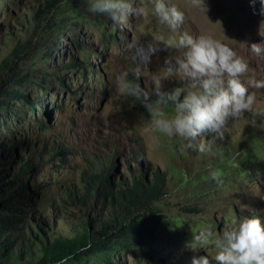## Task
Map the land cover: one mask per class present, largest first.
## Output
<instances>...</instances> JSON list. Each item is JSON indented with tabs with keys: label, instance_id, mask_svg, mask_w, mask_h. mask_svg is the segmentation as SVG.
<instances>
[{
	"label": "rangeland",
	"instance_id": "1",
	"mask_svg": "<svg viewBox=\"0 0 264 264\" xmlns=\"http://www.w3.org/2000/svg\"><path fill=\"white\" fill-rule=\"evenodd\" d=\"M47 2L0 0V73L12 75L10 90L0 97V134L61 150L47 155L33 175L38 208L47 213L65 187L82 182L98 161L128 179L142 166L150 167L161 173L164 185L139 238L107 258L87 257L77 264H191L193 255L204 254L211 259L213 247L191 248L201 228L218 235L233 216L264 217V115L254 114L264 110V89L251 90L253 112L230 119L220 138L210 139L207 132L197 138L207 145L204 151L158 131L146 134L148 113L120 94L116 79L137 48L157 35L155 18L132 15L131 29H119L109 17L89 12L88 0H52L49 9ZM170 2L185 12L181 30L230 44L248 60L256 78H264V58L248 47L264 42L258 0H205L206 13L188 0ZM139 3L148 6V0ZM26 32L30 50L1 69L14 40ZM168 55L167 49L152 53L149 72L163 67ZM144 82L147 78L140 77L142 87ZM180 83L165 80L163 87Z\"/></svg>",
	"mask_w": 264,
	"mask_h": 264
},
{
	"label": "clouds",
	"instance_id": "2",
	"mask_svg": "<svg viewBox=\"0 0 264 264\" xmlns=\"http://www.w3.org/2000/svg\"><path fill=\"white\" fill-rule=\"evenodd\" d=\"M188 2L206 13L205 0ZM258 3L264 14V0ZM88 10L109 17L119 29H131L132 15L155 18L157 35L146 47L137 48L130 66L116 79L120 94L133 98L148 113L146 134L158 131L169 139L178 137L187 148L204 151L207 145L197 139L202 133L212 134L210 139L220 138L230 119L253 112L256 97L251 90L264 89V78L257 79L248 60L230 44L211 34L193 35L181 30L185 12L170 0H148L147 8L139 0H88ZM248 47L250 53L264 58V42ZM163 49L170 51L163 67L149 72L150 55ZM142 76L148 81L143 87L139 83ZM172 79L181 81L180 85L165 89L163 81ZM166 108L171 111L165 112ZM254 114L264 115V110L257 109ZM208 246L215 249L214 256L193 255L191 264H264V217L233 216L218 235L208 227L201 228L192 236L191 248ZM66 259L58 264H66Z\"/></svg>",
	"mask_w": 264,
	"mask_h": 264
},
{
	"label": "trees",
	"instance_id": "3",
	"mask_svg": "<svg viewBox=\"0 0 264 264\" xmlns=\"http://www.w3.org/2000/svg\"><path fill=\"white\" fill-rule=\"evenodd\" d=\"M52 6L48 0L45 8ZM31 42L27 32L15 39L1 69L7 61L16 64ZM11 81L12 75L0 73V97L8 93ZM56 152L61 150L54 145L0 134V264H58L63 258L66 264H77L87 257L107 258L139 238L148 213L164 194L158 170L142 166L128 179L115 176L113 166L98 161L82 182L65 187L43 213L33 175L46 156Z\"/></svg>",
	"mask_w": 264,
	"mask_h": 264
}]
</instances>
